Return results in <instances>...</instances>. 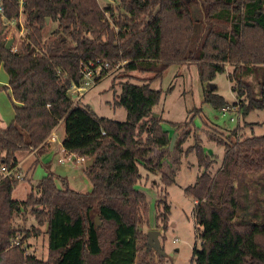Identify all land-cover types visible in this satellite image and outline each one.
Masks as SVG:
<instances>
[{
  "label": "trees",
  "instance_id": "obj_1",
  "mask_svg": "<svg viewBox=\"0 0 264 264\" xmlns=\"http://www.w3.org/2000/svg\"><path fill=\"white\" fill-rule=\"evenodd\" d=\"M0 1L6 18L19 15L18 0ZM119 1L122 11L116 14L98 0H24L29 31L17 49L15 44L6 48L7 26L0 16V67L8 74L15 103L11 123L0 126V166L13 170L0 176V264H137L138 253L148 252L142 226L149 221V204L138 187L142 167L161 172V180L170 184L181 155L192 150L202 167L195 183L186 187L195 200L202 237L194 264H264V134H240V127L227 136L209 132L225 150L222 165L212 173L216 160L199 141L183 148L194 116L174 123L178 138L175 149L168 148L171 138L154 112L163 90L150 81L120 82L115 105L126 109L124 121L76 105L68 93L72 83L81 82V68L97 59L108 62L110 69L155 72L156 77L172 64L196 60L206 83L204 101L219 109L229 103L209 85L229 64L239 110L245 115L264 109V0ZM194 1L205 17L222 25L211 28L202 45L192 50ZM49 21L56 26L52 37L43 40ZM61 122L63 147L93 158L85 168L92 189H72L65 177L48 171L35 186L37 192L32 190L25 200L14 199L13 190L24 177H17V153L46 144ZM254 180L263 198L250 191ZM167 198L165 192L155 202L163 229L171 210ZM27 209L39 225L33 230L13 224L14 216ZM43 225L48 234L46 258L24 245ZM142 264L148 263L142 259Z\"/></svg>",
  "mask_w": 264,
  "mask_h": 264
},
{
  "label": "rangeland",
  "instance_id": "obj_2",
  "mask_svg": "<svg viewBox=\"0 0 264 264\" xmlns=\"http://www.w3.org/2000/svg\"><path fill=\"white\" fill-rule=\"evenodd\" d=\"M102 7L112 6L115 13L122 11L119 0H98ZM191 10L194 23V34L190 49L195 50L200 47L205 36L211 28L222 25L221 22L207 18L204 16L202 7L199 2H192ZM112 20V19H111ZM56 25L49 21L44 29V39L48 40L52 37V30ZM8 39L15 38L13 44L18 46L21 39L15 26H8ZM12 44V46H13ZM232 71V66L227 65V72H217L211 81L215 92L222 95L227 102L234 103L237 100V93L232 90L233 82L228 77V72ZM7 77V72L2 65L0 67V80ZM114 77L116 80L114 81ZM129 79L133 83L140 84L150 81L151 86L156 89L163 90L160 102L154 107L156 117H161L164 121L163 128L168 131L170 143L168 148L173 151L176 146L178 131L174 125L176 122H185L193 117L190 123L191 134L183 144V148L194 145L199 141L206 154L213 156L216 160L211 171L215 173L223 163L224 146L216 143L209 138V132L216 133L221 136H227L231 130L240 127V134L245 135H262L264 134V109H256L248 114L242 111H229L225 114L221 109L216 108L210 102L204 101V91L206 83L201 81L198 62L196 60H185L183 62L172 64L169 66L161 77H156L155 72H141L134 70L125 73L120 68L111 70L109 74L104 73L95 78V84L86 92L82 105H88L99 116L113 118L118 121L126 119L127 111L120 105H115L121 93V81ZM172 87L173 89L168 91ZM0 101L4 107L12 104L9 90L0 87ZM1 109V108H0ZM1 112V111H0ZM2 119L6 118L2 109L0 113ZM5 115V116H4ZM234 118L232 120L231 118ZM62 127V125H61ZM65 123L62 129L64 130ZM25 152H19V157L23 158ZM48 161H52V155H47ZM181 163L179 168L173 175L174 181L165 184L161 180V172L156 173L148 171L142 167V179L138 182V187L146 194L149 204L148 223L142 226L143 231L147 232L152 229L161 231L160 239L163 247L162 256L154 249L148 250L147 254L143 253L145 249L138 253L137 264H142L144 259L148 264H194L193 254L195 250L202 248V237L200 225L195 217V200L186 192V187L195 183L197 176L202 171V167L198 162V155L195 150L184 152L181 155ZM171 162V161H170ZM29 162H22L23 177L13 190V198L16 200H25L31 191L37 192L36 187L32 186L33 182L40 179L45 172L43 167L38 166L36 169H29ZM52 169L66 178L68 185L77 191L88 192L92 189V180L90 175L85 171V164L74 158L60 162L59 159L53 160ZM1 172V170H0ZM250 187V191L255 195L263 198V193L256 184V180ZM61 186V182L58 181ZM257 186V188H255ZM36 189V190H35ZM256 189L258 191L256 192ZM165 192L168 194V203L170 204V213L168 219V227L163 229L161 221L156 219V200ZM260 208L264 207V200L260 202ZM13 224L19 228H33L39 226L34 215L27 209L20 214H16L13 218ZM41 233L31 235L24 243L29 252H36L38 257H46L47 237L46 225L40 226Z\"/></svg>",
  "mask_w": 264,
  "mask_h": 264
},
{
  "label": "built area",
  "instance_id": "obj_3",
  "mask_svg": "<svg viewBox=\"0 0 264 264\" xmlns=\"http://www.w3.org/2000/svg\"><path fill=\"white\" fill-rule=\"evenodd\" d=\"M19 1V15L17 17H14L12 19H8L5 16V5L0 1V16L2 17L3 24H5L8 28V26H15L20 35L25 36V34L29 31V27L26 22L25 14L23 13V4L24 0H18ZM15 39V38H14ZM14 49H17V46H14ZM98 66L96 70H94L92 67ZM117 69L113 68L110 69V64L108 62L102 63L100 59H97L96 61L90 62V64H85L81 68L82 73V80L79 83H72L68 93L71 96L73 103L78 105L82 103V100L86 94V92L96 83L95 78L98 77L101 74L107 73L109 74L111 70ZM239 105L235 103H227L224 105L221 110L225 114L229 111H237L239 110ZM234 120V118H231ZM63 155L59 158L60 162H64L68 159L74 158L77 161L82 162L83 164L86 163V157L84 156H77L75 153L68 151L64 147L62 148ZM0 170L3 173V175H10L13 173V170L9 169L6 166H0ZM17 177H21L20 174L17 175Z\"/></svg>",
  "mask_w": 264,
  "mask_h": 264
},
{
  "label": "crops",
  "instance_id": "obj_4",
  "mask_svg": "<svg viewBox=\"0 0 264 264\" xmlns=\"http://www.w3.org/2000/svg\"><path fill=\"white\" fill-rule=\"evenodd\" d=\"M1 86L5 89L9 90V95L11 97V102H12V104L10 106L6 105L4 107L3 103L0 101V108H1L0 111L2 112V109H3L5 112V115H6L5 119H2V117L0 115V126L2 128H6L11 123V121L15 115V108H14L15 103H14V100H13L12 95H11V88L9 87L8 74H7L6 78H2L0 80V87ZM63 124H64V122H61L54 129V131L52 132V134L50 135V137L46 141V144H44L43 146L37 148L36 150L30 151V152H25L26 154L23 158L19 157V152L17 153L18 167L21 168L20 172L23 173L22 162L24 160L29 162V164H30L29 169L30 170L34 169V168L36 169L38 166L43 167L42 169H43V172H45V173H44V175H42L40 177L39 180L32 183L33 187H35L37 185V183L43 178V176H45L48 173V171L54 172L58 175H61V174L55 172L51 166H54L53 160H55L57 158L59 159L63 155L62 148H63V139L65 137V128H64V130H59V128L62 129ZM61 125H62V127H61ZM48 154L52 155V161H48V159H47ZM75 161L78 162L77 160H75ZM84 168H86V166ZM2 174L3 173L0 172V176H2ZM34 253H36V252H34ZM47 256H48V237H47V248H46V257ZM46 257H44V258H46Z\"/></svg>",
  "mask_w": 264,
  "mask_h": 264
},
{
  "label": "water",
  "instance_id": "obj_5",
  "mask_svg": "<svg viewBox=\"0 0 264 264\" xmlns=\"http://www.w3.org/2000/svg\"><path fill=\"white\" fill-rule=\"evenodd\" d=\"M13 42H14V38L8 39V41L6 42V48L7 49L12 48ZM213 88L214 86H211V89ZM92 163H93V158L86 160V163H85L86 168H89L92 165ZM160 234H161V231L157 229H152L147 232V250L154 249L159 254L164 255L163 247H162V243L160 239Z\"/></svg>",
  "mask_w": 264,
  "mask_h": 264
}]
</instances>
